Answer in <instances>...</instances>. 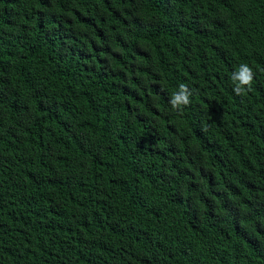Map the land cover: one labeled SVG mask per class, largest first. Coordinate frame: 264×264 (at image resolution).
Segmentation results:
<instances>
[{
  "label": "trees",
  "instance_id": "16d2710c",
  "mask_svg": "<svg viewBox=\"0 0 264 264\" xmlns=\"http://www.w3.org/2000/svg\"><path fill=\"white\" fill-rule=\"evenodd\" d=\"M0 264H264V0H0Z\"/></svg>",
  "mask_w": 264,
  "mask_h": 264
},
{
  "label": "clouds",
  "instance_id": "9594fccd",
  "mask_svg": "<svg viewBox=\"0 0 264 264\" xmlns=\"http://www.w3.org/2000/svg\"><path fill=\"white\" fill-rule=\"evenodd\" d=\"M230 79L233 82L232 91L236 96H243L247 91L251 90L252 82L254 79V72L247 64H241L237 71L231 74ZM193 95L191 89L187 84L181 83L178 90L174 92L168 103L171 108L177 111L182 110L184 107L190 105V97Z\"/></svg>",
  "mask_w": 264,
  "mask_h": 264
}]
</instances>
